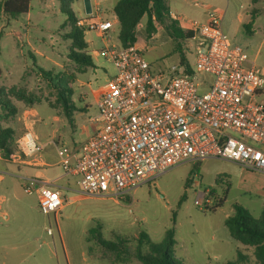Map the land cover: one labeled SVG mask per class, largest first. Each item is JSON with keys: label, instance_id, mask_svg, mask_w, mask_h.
Returning a JSON list of instances; mask_svg holds the SVG:
<instances>
[{"label": "rangeland", "instance_id": "374dc122", "mask_svg": "<svg viewBox=\"0 0 264 264\" xmlns=\"http://www.w3.org/2000/svg\"><path fill=\"white\" fill-rule=\"evenodd\" d=\"M116 1L101 0L102 15L114 19L112 6ZM30 7L28 14L0 19V88L25 86L39 98L32 105L17 102L19 117L22 121L25 110H34L36 140L50 141L42 153L56 162L58 148L79 147L100 125L93 121L98 115L95 93L109 87L116 70L112 62L94 52L104 46L102 38L86 31L85 40L95 66L81 73L70 57L71 41L64 38L69 29L62 28L66 16L59 1L31 0ZM72 7L77 17L86 16L84 0H75ZM170 7L184 28L190 27L188 21L206 23L212 13L222 16L220 25L230 45L243 48L264 69V0H170ZM145 23L144 17L139 26ZM118 34L116 27L107 43L120 45ZM183 49L196 70L192 41L184 42ZM144 55L152 72L167 76L180 62L172 41ZM44 71L59 85L58 81L67 76L73 91L71 101L77 108L71 119L55 107L58 91L51 88ZM202 77L196 72L197 82ZM256 101L264 103V90ZM8 165L7 169L0 165V173H14L15 166ZM54 170L61 172L60 167ZM5 176L0 180V264H113V255L97 243L91 229H97L103 239L121 236L134 244L141 231L154 243H160L173 227V256L185 264H228L238 258L239 250L247 258L244 264H256L254 248L233 239L225 221L234 214L236 204L248 209L255 218L261 216L264 175L247 171L235 162L214 158L185 163L118 201L112 196L83 194L80 178L70 175L69 185L59 182L66 187L61 188L63 208L49 215L40 210L37 193L24 191L26 180L11 173ZM197 198L200 205L195 203ZM221 199L223 204L217 208ZM49 229L52 233H48ZM126 264L142 263L132 259Z\"/></svg>", "mask_w": 264, "mask_h": 264}, {"label": "built area", "instance_id": "2783aa9c", "mask_svg": "<svg viewBox=\"0 0 264 264\" xmlns=\"http://www.w3.org/2000/svg\"><path fill=\"white\" fill-rule=\"evenodd\" d=\"M101 12L96 4L77 20L78 27L102 38L104 46L94 52L116 70L109 87L96 93L93 121L100 125L79 147L58 148L60 165L80 178L82 193L118 201L174 167L214 158L264 175V103L256 101L264 90V69L243 48L230 45L222 16L212 13L206 23L188 21L196 70L190 75L179 64L167 76L152 72L137 41L127 47L108 44L114 26ZM196 72L203 75L198 82ZM32 115L33 109L23 112L24 133L10 157L13 162H39L43 146L36 140ZM23 188L39 195L44 214L64 206L51 182L29 178ZM195 203L200 205L199 198Z\"/></svg>", "mask_w": 264, "mask_h": 264}, {"label": "trees", "instance_id": "16d2710c", "mask_svg": "<svg viewBox=\"0 0 264 264\" xmlns=\"http://www.w3.org/2000/svg\"><path fill=\"white\" fill-rule=\"evenodd\" d=\"M30 1L3 0L0 2V19L2 16L16 18L28 14ZM58 1L61 12L66 16L62 28L69 29L64 33V38L71 41L70 57L78 64L80 72L83 73L95 65L85 40V31L77 26L79 17L72 7L75 0ZM113 11L119 22L118 39L122 47L136 43V30L141 20L146 17L145 29L148 37L151 38L157 32L158 27H162L180 54L179 64L186 67V73L193 74L191 64L183 49V43L192 38L193 32L184 29L180 22L172 17L169 0H117ZM43 73L51 88L53 87L58 91L57 106L55 107H60L65 115L71 119L77 108L71 101L73 91L68 86L67 76L64 75L58 81L60 82L59 85L49 72L44 71ZM61 82L64 85H61ZM38 101H40L39 98L27 91L25 86L14 85L8 90L0 88V155L3 159L10 160L11 155L17 151V140L24 133L17 102L32 105ZM184 198L185 195L182 201ZM222 204L223 199L219 201L217 208ZM175 216L176 214L173 215V222H175ZM225 224L233 239L243 246L254 248L256 264H264V209L261 216L255 218L248 209L236 204L234 214L226 219ZM90 233L104 250L113 255L111 258L113 264H126L132 259H136L142 264H185L181 259L173 256L176 244L174 227L166 232L165 238L160 243H154L144 231L139 233L134 244L121 236H117L114 240L103 239L95 228L91 229ZM237 256L236 260L228 264H244L247 259L246 256L240 250Z\"/></svg>", "mask_w": 264, "mask_h": 264}, {"label": "crops", "instance_id": "0c3cea01", "mask_svg": "<svg viewBox=\"0 0 264 264\" xmlns=\"http://www.w3.org/2000/svg\"><path fill=\"white\" fill-rule=\"evenodd\" d=\"M52 1H54V0H52ZM100 1L101 0H91L92 7H95L96 4H100ZM104 1L109 2L110 0H104ZM115 3H114V5H115ZM114 5L112 6V12H114L113 11ZM169 5H170V0H169ZM171 15L174 19L178 20L177 15L172 10H171ZM253 16H255V15H253ZM102 17L105 20L112 21L115 29H116V27L119 28V22H118V19L116 18V16L114 19H108L105 15H102ZM146 21H147V18H146ZM145 27H146V23L144 24V26L143 25L138 26V28L136 30L137 45L144 50V54L146 52L151 51L152 48H154V47H160L164 43H167V41H172L171 38L169 37V35L165 32V30L162 27H158L157 32L151 38H149ZM184 29H187V28H184ZM175 52H177L176 49H175ZM177 53H179V52H177ZM150 65H151V63H150ZM95 103H96V93H95ZM56 119H58V118H56ZM94 131L95 130H93L91 134H89L87 137H85L84 140L82 141V143L85 142L94 133ZM39 144L41 146H43V149H44V147H46L48 144H50V141L46 142V143H39ZM38 159H39V162H37V163H28L27 161L8 163L7 160L3 159L0 155V165H2L6 169L9 166L8 164L14 165L16 170L14 173L10 172L12 175L19 177V178H22L24 180L29 179V178H37V179L43 180L45 182H51L52 187L59 189L60 192L62 193L61 188H66V187H64L63 185H59V182L61 181L64 183L66 181L65 182L66 185H69V176L71 174H67L64 172L62 166L59 163V159L56 162H51L47 159V156L44 153H41L40 156L38 157ZM55 167H60L61 172L56 173L54 170ZM47 168H50V169H47ZM6 172L7 173H5V172L0 173V180H4L6 177L5 175L10 174V173H8L7 170H6ZM74 176H76V175H74Z\"/></svg>", "mask_w": 264, "mask_h": 264}, {"label": "water", "instance_id": "95a60500", "mask_svg": "<svg viewBox=\"0 0 264 264\" xmlns=\"http://www.w3.org/2000/svg\"><path fill=\"white\" fill-rule=\"evenodd\" d=\"M84 8H85V12L87 14H90L92 11V4H91V0H84Z\"/></svg>", "mask_w": 264, "mask_h": 264}]
</instances>
